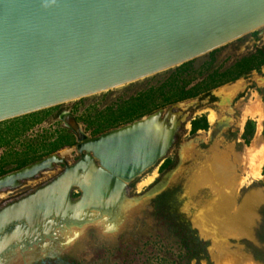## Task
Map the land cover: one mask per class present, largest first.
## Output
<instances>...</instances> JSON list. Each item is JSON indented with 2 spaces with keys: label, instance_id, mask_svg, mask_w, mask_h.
Instances as JSON below:
<instances>
[{
  "label": "rangeland",
  "instance_id": "374dc122",
  "mask_svg": "<svg viewBox=\"0 0 264 264\" xmlns=\"http://www.w3.org/2000/svg\"><path fill=\"white\" fill-rule=\"evenodd\" d=\"M263 42L264 26L215 49L212 55L209 52L193 59L180 70L175 66L0 121V175L52 153H62L72 163L79 157L77 141L59 119L63 111H70L93 137L131 122L123 117L133 104L146 101L147 108H152L160 103L161 93L172 82L199 83L196 96L160 107L176 120L173 139L158 163L125 182L108 212L87 207L81 213L83 221L53 215L34 225L9 224L2 229L0 251L9 241L13 246L0 254V264H264L263 176L255 179L248 173L254 158L252 148L256 141L264 140V65L203 90L208 74L222 72ZM232 88L234 92L228 96ZM255 103L263 113L259 130ZM210 113L215 117L211 123ZM203 120L207 127L193 130L192 121L201 125ZM247 121L253 123L248 143V135L244 137ZM63 169V164L54 163L1 190L0 207L46 184ZM255 194H259L258 201L247 205ZM79 196L80 189L73 187L70 197ZM63 205L66 209L74 204L65 201Z\"/></svg>",
  "mask_w": 264,
  "mask_h": 264
},
{
  "label": "water",
  "instance_id": "95a60500",
  "mask_svg": "<svg viewBox=\"0 0 264 264\" xmlns=\"http://www.w3.org/2000/svg\"><path fill=\"white\" fill-rule=\"evenodd\" d=\"M262 26L264 0H0V121L179 66ZM155 114L156 124L139 125ZM59 119L75 135L78 159L70 163L61 153L49 154L1 174L0 191L63 164L45 186L88 160L102 166L94 184L84 192L80 182L73 183L68 195L78 187L81 207L108 212L127 180L162 159L176 127L162 108L93 137L70 111ZM151 132L159 135L161 150L146 154ZM97 147L113 152L102 157ZM117 177L123 183L115 188V202L104 208ZM56 210L49 207L32 219Z\"/></svg>",
  "mask_w": 264,
  "mask_h": 264
},
{
  "label": "bare ground",
  "instance_id": "6f19581e",
  "mask_svg": "<svg viewBox=\"0 0 264 264\" xmlns=\"http://www.w3.org/2000/svg\"><path fill=\"white\" fill-rule=\"evenodd\" d=\"M255 105L257 109L254 112V116L258 123V128H259L260 122L263 117V113L259 106L260 104L255 103ZM244 113L243 115L245 116L248 114L247 111ZM214 118H215L214 114L210 113L208 115V121L210 123L214 121ZM157 122H158V116L157 114H155V115H149V116L143 117L141 121L139 122V125H142L145 123L150 127L152 123L156 124ZM159 139H160L159 135H157L154 132L153 133L151 132V139H150V142L148 143V147L146 148V152H145L146 154L156 153L161 150L162 142ZM255 143L256 144L252 148L254 151V158L251 160L249 159L250 169L248 170L249 172L248 171L247 172L250 173L249 176L251 175L253 178L259 179L262 177L261 168H262V165L264 164V140H261V142H258V144H257V141ZM94 149H95V152H97L102 157H105L107 154H109V152L110 153L113 152V150H110L108 152V150L100 149L99 147L94 148ZM95 155L97 156V154H93L92 152V156L94 157ZM60 157L65 159L62 153ZM110 159L112 160V158ZM100 169H102V166L99 167V169L94 168L91 166V161L87 160L85 163L81 164L75 170L68 171V172L66 171L60 179L55 180L52 183H49L45 186L36 188L34 191L30 192L28 195L22 196L8 203L7 206H5L4 208L0 209V246L2 243L1 238L3 237L2 229L12 223L18 224V223L24 222L28 225H34L38 221H44V219L51 217L53 215L63 220H67V219L75 220L76 219L77 221H81L82 220L81 218L82 210L87 207H91V206L88 205L85 207H81L79 200H72L69 197L68 195L69 189L73 183L80 182L81 186L84 188V192H86L87 189H89V187H91L92 184H94V182L92 181V177ZM248 173L246 174L248 175ZM147 179L149 180L150 178H147ZM246 179H247V176H246ZM148 180L146 181L148 182ZM242 180H245V178H242ZM122 183H123V180L121 178L117 177L115 179L114 188L111 190L109 195L105 198L106 199L105 204H103L104 208H108L109 205L115 202L116 195H117L115 188L119 187ZM258 199H259V194L258 195L255 194L253 199L252 200L249 199V202H247L246 204L253 205L254 203L258 201ZM65 201L71 202V204H74V205L71 208L67 207L68 208L67 209L65 207L66 209H63L64 208L63 202ZM49 207H51V209L56 207L57 210L53 213H48L45 215L43 213L39 217L32 219L33 216L38 215L40 212H45V210H47V208ZM243 218H245V216ZM9 242L10 244L7 247L1 249L0 252H4L8 250L9 247L11 248L13 246V241H9Z\"/></svg>",
  "mask_w": 264,
  "mask_h": 264
},
{
  "label": "trees",
  "instance_id": "16d2710c",
  "mask_svg": "<svg viewBox=\"0 0 264 264\" xmlns=\"http://www.w3.org/2000/svg\"><path fill=\"white\" fill-rule=\"evenodd\" d=\"M215 52V50L211 51L209 54L212 55ZM193 62V59L190 61H187L185 63H182L181 65L176 67V70H180L183 67L187 66L188 64ZM264 65V42L256 46L252 51L247 52L246 54L241 55L240 57L236 58L230 65H228L222 72H218L217 70H213L210 74L206 76V79L208 81H204L205 85L204 91H208L211 88H214L218 85H221L223 83H227L230 81H234L237 78L253 71V70H260L261 66ZM211 80H213L211 83ZM199 83H192V85H188L186 83H183L181 85H177L175 83H171L170 89L166 92L161 93V101L160 103L156 104L152 108H147L148 103L146 101H141L140 103H135L132 106L131 111H125V115L123 118H125V121H130L136 118H139L140 116L150 113L153 109H157L160 107H163L164 105L174 103L176 101L196 96L199 91ZM152 99V98H150ZM153 100V99H152ZM139 108H141L140 111H137ZM143 109V110H142ZM145 111V112H142ZM33 113V112H32ZM31 113V114H32ZM30 114V113H29ZM27 115V114H25ZM193 130L198 128H206L207 123L203 120V123L201 125L197 124V121H192ZM253 133V123L252 121H247L244 131V137L247 136L246 143L249 142V136ZM60 146V145H58ZM262 176H263V184H264V165L262 166L261 170ZM204 245V242H202Z\"/></svg>",
  "mask_w": 264,
  "mask_h": 264
},
{
  "label": "crops",
  "instance_id": "0c3cea01",
  "mask_svg": "<svg viewBox=\"0 0 264 264\" xmlns=\"http://www.w3.org/2000/svg\"><path fill=\"white\" fill-rule=\"evenodd\" d=\"M234 92V89L232 88V89H229L228 91H227V95L228 96H230V95H232V93ZM259 100V99H258ZM257 129H258V123H257ZM259 130V129H258ZM264 165V164H263ZM262 165V166H263ZM262 169V168H261ZM261 176H262V173H261Z\"/></svg>",
  "mask_w": 264,
  "mask_h": 264
}]
</instances>
